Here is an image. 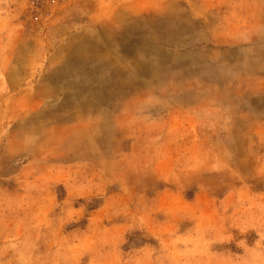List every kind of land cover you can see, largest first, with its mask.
Segmentation results:
<instances>
[{
  "label": "rangeland",
  "instance_id": "374dc122",
  "mask_svg": "<svg viewBox=\"0 0 264 264\" xmlns=\"http://www.w3.org/2000/svg\"><path fill=\"white\" fill-rule=\"evenodd\" d=\"M0 264H264V0H0Z\"/></svg>",
  "mask_w": 264,
  "mask_h": 264
}]
</instances>
